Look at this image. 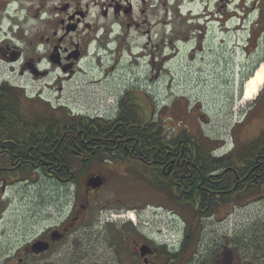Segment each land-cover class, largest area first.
<instances>
[{
  "label": "flooded vegetation",
  "instance_id": "af4514ba",
  "mask_svg": "<svg viewBox=\"0 0 264 264\" xmlns=\"http://www.w3.org/2000/svg\"><path fill=\"white\" fill-rule=\"evenodd\" d=\"M262 45L264 0H0V221L7 187L26 195L37 185L41 205L39 174L75 184L71 210L51 229L19 240L1 231L0 264H189L198 225L228 203L264 194V128L222 153L216 151L223 145L185 142L165 131L155 155V147H135L128 133L135 100L125 88L87 107L92 114L80 101L69 102L68 92L80 78L102 75L104 82L123 57ZM116 166L119 175L142 174L168 200L182 201L177 204L192 220H182L180 250L127 224L123 238L117 234L121 243L97 247V229L106 236L112 219L92 211L109 204L97 198ZM90 177L101 185H88ZM209 242L201 264H264V248L236 251L227 242Z\"/></svg>",
  "mask_w": 264,
  "mask_h": 264
},
{
  "label": "rangeland",
  "instance_id": "374dc122",
  "mask_svg": "<svg viewBox=\"0 0 264 264\" xmlns=\"http://www.w3.org/2000/svg\"><path fill=\"white\" fill-rule=\"evenodd\" d=\"M261 62L264 63V45L249 49H217L154 58L147 55L131 59L123 57L122 65L104 82H99L102 75L80 78L77 85L71 86L68 99L69 102L80 101L78 105L92 114L87 107L94 108L96 101L103 102L101 98H105L104 94L111 96L113 91L112 94L115 95L125 88L135 100L132 105L136 106L139 116H147L149 120L163 126L166 133L177 135L182 130H187L188 134L209 142L210 148L223 145L216 151L222 153L234 141L252 139L264 128V85L252 102L243 101L244 83ZM93 74L94 72L90 75ZM113 111H116L115 107ZM98 112L103 114L104 109ZM121 171L119 166L109 170L110 177L112 174V179L109 180L111 183L103 192H99L97 198L102 199L101 203L106 198L105 201L107 203L109 200V204L107 203V207L96 204L92 211L94 216H107L110 212L118 215L122 211L124 214L126 208L127 211H137L139 207H148L150 210V207L158 208L161 205L167 217L152 210H139L144 217L141 215L136 221L137 234L142 233V236L155 239L158 236L156 227L172 229V213L182 225V220L190 218L189 213L174 200H168L163 190H158L142 174L135 176L123 171L119 175ZM21 185L25 186L23 182ZM33 185L26 195L22 192L14 195V189L7 187L4 203L9 201L0 221V234L6 229L10 240L32 238L43 229H51L54 224L65 219L72 208L75 185L65 187L64 184L39 174L41 205L38 202V187ZM260 195L235 201L233 207L228 203V207L217 210L214 218L198 225L193 236L201 231L200 239L198 244L194 242L195 256L188 263L201 264L199 262L209 241L212 245L227 242L236 251L251 247L264 248V194ZM240 198L237 197L236 200ZM92 221L94 225L97 218ZM124 224L128 228H136L131 220L126 219L109 223L106 236L98 228L97 247L105 248L109 242L115 245L121 243L117 239L123 238L125 232L121 226ZM23 233L25 234L21 236Z\"/></svg>",
  "mask_w": 264,
  "mask_h": 264
},
{
  "label": "trees",
  "instance_id": "16d2710c",
  "mask_svg": "<svg viewBox=\"0 0 264 264\" xmlns=\"http://www.w3.org/2000/svg\"><path fill=\"white\" fill-rule=\"evenodd\" d=\"M134 118H133V127L128 128V133L134 136L137 141L135 143L136 146L142 147H155L152 153L154 152L156 155V147H160L161 149L164 146V139L163 136L164 129L161 125L154 123L151 120H145L143 117H140L137 114L136 107L132 106L129 107ZM128 122V121H127ZM125 122V124L127 123ZM185 142H189L192 139L186 135H182L180 137ZM161 153V151H159ZM202 166H205V163L202 162ZM186 244V243H185Z\"/></svg>",
  "mask_w": 264,
  "mask_h": 264
},
{
  "label": "bare ground",
  "instance_id": "6f19581e",
  "mask_svg": "<svg viewBox=\"0 0 264 264\" xmlns=\"http://www.w3.org/2000/svg\"><path fill=\"white\" fill-rule=\"evenodd\" d=\"M264 85V63L261 62L259 67L255 70V72L251 75V77L246 80L244 83V93H243V101L252 102V100L259 94L262 90V86ZM135 215L130 214L129 218L135 219Z\"/></svg>",
  "mask_w": 264,
  "mask_h": 264
},
{
  "label": "water",
  "instance_id": "95a60500",
  "mask_svg": "<svg viewBox=\"0 0 264 264\" xmlns=\"http://www.w3.org/2000/svg\"><path fill=\"white\" fill-rule=\"evenodd\" d=\"M88 182L94 188H96L97 186H99L101 184V182H99V179L98 178L90 179Z\"/></svg>",
  "mask_w": 264,
  "mask_h": 264
},
{
  "label": "clouds",
  "instance_id": "9594fccd",
  "mask_svg": "<svg viewBox=\"0 0 264 264\" xmlns=\"http://www.w3.org/2000/svg\"><path fill=\"white\" fill-rule=\"evenodd\" d=\"M96 11V9H93V12H95Z\"/></svg>",
  "mask_w": 264,
  "mask_h": 264
}]
</instances>
